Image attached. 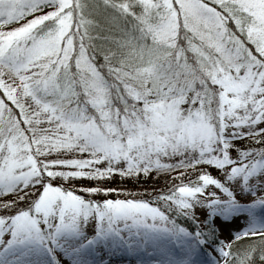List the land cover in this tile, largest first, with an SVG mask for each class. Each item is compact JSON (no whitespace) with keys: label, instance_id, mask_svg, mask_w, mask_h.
<instances>
[{"label":"snow or ice","instance_id":"6c2138e0","mask_svg":"<svg viewBox=\"0 0 264 264\" xmlns=\"http://www.w3.org/2000/svg\"><path fill=\"white\" fill-rule=\"evenodd\" d=\"M0 196V264H264V0H0Z\"/></svg>","mask_w":264,"mask_h":264},{"label":"trees","instance_id":"16d2710c","mask_svg":"<svg viewBox=\"0 0 264 264\" xmlns=\"http://www.w3.org/2000/svg\"><path fill=\"white\" fill-rule=\"evenodd\" d=\"M253 146H255V142H252ZM177 171H179V169H177ZM181 171L184 172L183 169H181ZM189 171H193L188 169L187 172ZM170 173H160L157 174L155 172H153L152 178H150V176L147 177H143L141 176L138 180L134 179V178H121L119 175H117L114 179H111L109 181H106L105 183H107L108 186L110 187H118V188H122L125 191L121 192V193H116V192H112L110 193L111 196L116 197L117 195H119L121 198H124L126 196H128L129 194H131L133 197L135 198H149L150 195H154L155 192H158L162 189L168 188L171 186V184L169 183V179H166L165 181L162 180V177H160V175H164V176H171L169 175ZM194 177H191V179L186 180L185 181H190L192 180ZM91 180V179H90ZM172 182H176V180L172 179ZM77 183H82L85 185H91L96 183V181L94 180H80ZM152 185L150 188H148V186ZM77 191L79 192V189H77ZM131 191V192H128ZM80 194L82 195H86V193L80 192ZM94 199L99 198V199H103L104 198V194L100 193L98 196H94ZM0 199H3L2 196H0ZM183 221V218H181Z\"/></svg>","mask_w":264,"mask_h":264},{"label":"rangeland","instance_id":"374dc122","mask_svg":"<svg viewBox=\"0 0 264 264\" xmlns=\"http://www.w3.org/2000/svg\"><path fill=\"white\" fill-rule=\"evenodd\" d=\"M240 143L247 144L249 142L248 141H240ZM198 168H201V169L206 168V170L208 172H210L211 174L216 175V176H222L220 170L214 166L201 165V166H198ZM190 170H193V171L184 172V175L182 178L189 180V179H191V177H195L197 174V171L195 169H192V168H190ZM179 171L183 172V171H181V169H179ZM169 175H171V173ZM160 177H162L163 181H165L166 179H169L168 181H170V180L172 181V179H173L172 176L160 175ZM151 178H152V175H150L149 179H151ZM86 180L91 181L90 179H86ZM151 186L152 185L148 186V188H150ZM128 192H131V191H128ZM243 226H244L243 219L242 218L236 219L231 224L226 225L224 227V229L220 232V235L224 238H230L229 237L230 232L237 231L239 228H242ZM135 260H136L135 257L129 256L128 254H123L121 256L114 258L113 264H135ZM65 264H67V261H65Z\"/></svg>","mask_w":264,"mask_h":264}]
</instances>
